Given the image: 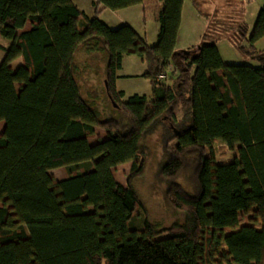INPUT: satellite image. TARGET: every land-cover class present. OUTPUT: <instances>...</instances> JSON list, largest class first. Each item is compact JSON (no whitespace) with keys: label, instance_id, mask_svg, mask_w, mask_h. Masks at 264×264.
Returning a JSON list of instances; mask_svg holds the SVG:
<instances>
[{"label":"trees","instance_id":"trees-1","mask_svg":"<svg viewBox=\"0 0 264 264\" xmlns=\"http://www.w3.org/2000/svg\"><path fill=\"white\" fill-rule=\"evenodd\" d=\"M143 2L95 0L90 17L73 0H0V35L11 41L0 64V264H264V55L259 67L227 63L208 32L189 53L178 49L185 0H161L155 45L131 25L100 19ZM242 24L235 43L249 54L264 38V7L250 35ZM82 45L107 54V93L124 118L102 120L84 95ZM131 53L148 64L158 99L124 100L116 88ZM173 65V84L155 80ZM160 122V174L185 221L164 228L146 218L138 230L135 179L145 170V137ZM98 126L107 137L96 136ZM218 142L235 158L217 160ZM127 162L123 184L114 168ZM62 167L68 175L56 180L50 170ZM185 171L192 190L177 180Z\"/></svg>","mask_w":264,"mask_h":264},{"label":"rangeland","instance_id":"rangeland-1","mask_svg":"<svg viewBox=\"0 0 264 264\" xmlns=\"http://www.w3.org/2000/svg\"><path fill=\"white\" fill-rule=\"evenodd\" d=\"M200 1V9L193 6L186 7L180 29L179 46L185 47L184 49H189L188 47L192 45L197 46L201 43L204 34L208 32L210 39L218 44L225 62L249 64L255 67L261 66L262 60L257 54L259 52V54L264 55V38L255 44V51H251L249 54L242 53L235 42H240L238 36L242 23L247 24L248 35L251 34L259 12L264 7V0ZM153 11L151 9L144 18L142 17L141 20L136 19L133 21L134 24H132L137 29H140L144 24L147 25L149 36L146 38L144 33L141 37L148 45H155L158 42L159 23L154 20ZM121 18H114V21H118L116 27L127 23L126 20ZM10 44L11 41L9 39L0 35V64L5 57L3 47H9ZM241 45L246 46L247 49L251 47L247 40H244ZM107 57L104 52L94 53L88 46L82 45L76 55L77 79L82 85L84 95L93 101L94 104L92 105L99 111L102 120H107L111 117L121 119L124 118V114L118 108L120 105L116 101L113 103L107 93ZM22 63L23 58L20 57L12 65L17 67ZM147 71L148 64L137 54L131 53L125 56L123 68L118 71L116 79V88L125 92L124 100L135 94L147 95L150 99H158L156 87L151 79L145 77ZM178 73L177 66L173 65L166 73L167 78L164 81L173 84ZM164 129L162 122L157 123L144 140L147 151L145 170L142 175L135 179V187L144 204L142 208L138 209L139 215L133 224L138 230L142 229L146 218L153 224L164 228L185 221V214L176 209L171 203L168 196V181L160 174V167L165 160ZM96 136H100V138L107 137L106 128L98 126ZM171 143L174 145L177 142ZM223 144V142L216 143V158L221 162H227L235 158L236 153L223 148ZM131 167L132 163L127 162L114 168L116 179L126 184ZM177 180L188 190L194 188V177H190L187 171L183 172ZM244 218V221L248 224V217L245 216ZM228 231H231V229H228ZM210 250L216 253H225L226 248L213 244Z\"/></svg>","mask_w":264,"mask_h":264},{"label":"crops","instance_id":"crops-1","mask_svg":"<svg viewBox=\"0 0 264 264\" xmlns=\"http://www.w3.org/2000/svg\"><path fill=\"white\" fill-rule=\"evenodd\" d=\"M73 1L88 16H90V17L94 16L95 0H73ZM160 5H161V0H144V2L142 4L134 5V6H131V7H128V8H124V9H120V10H117V11H113V10H110V9H105L100 14V19L103 22H105L106 24H108L110 27L117 28L116 24H117L118 21H114L115 20L114 18L118 17L120 19V17H122L121 19L126 20V22H127L125 24L132 25V24H134L133 23L134 20H136V19H140L141 20V18L142 17L144 18L146 16V14H148L150 12V10L152 9V10H154L153 13H152V16H153L155 21H158L157 14H158V7ZM190 6L196 7L195 4H194V0H185L183 14H182V20H183V17L185 15L186 7H190ZM145 7L148 8L147 12L144 11ZM158 23H159V21H158ZM125 24H123V25H125ZM132 26L134 27V25H132ZM31 27H32L31 24H27V26L25 27L24 30H29V29H31ZM135 29L137 30V32L139 33L140 36H142V34L145 33L146 38H148L149 31L147 29V25L144 24V25H142L140 27V29H137V28H135ZM158 29H159V32H160V23L158 25ZM158 36H159V33H158ZM179 37H180V32H179ZM179 41L180 40L178 38L177 48L178 49H184L185 47L179 46ZM193 46L194 45H192L191 47H193ZM191 47H188V48H191ZM124 59H125V57H124ZM123 64H124V60H123ZM18 66H20V65H18ZM122 68H123V66H122ZM148 99H150V98H148ZM150 100H153V99H150ZM0 125H1L0 134H1L3 132V130H4V128H5L6 122L5 121H0ZM50 173L56 178V180L65 179L67 177V175H68L67 174V169L63 168V167L62 168L52 169V170H50Z\"/></svg>","mask_w":264,"mask_h":264},{"label":"built area","instance_id":"built-area-1","mask_svg":"<svg viewBox=\"0 0 264 264\" xmlns=\"http://www.w3.org/2000/svg\"><path fill=\"white\" fill-rule=\"evenodd\" d=\"M167 78V74L166 73H161L156 77L157 81H162L165 80Z\"/></svg>","mask_w":264,"mask_h":264},{"label":"water","instance_id":"water-1","mask_svg":"<svg viewBox=\"0 0 264 264\" xmlns=\"http://www.w3.org/2000/svg\"><path fill=\"white\" fill-rule=\"evenodd\" d=\"M183 51L185 52V53H189V51L187 50V49H183ZM111 97V96H110Z\"/></svg>","mask_w":264,"mask_h":264}]
</instances>
